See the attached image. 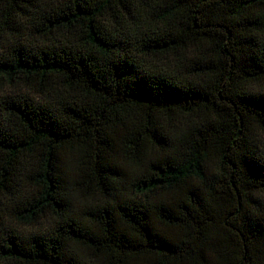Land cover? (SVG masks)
Segmentation results:
<instances>
[{"label": "trees", "instance_id": "1", "mask_svg": "<svg viewBox=\"0 0 264 264\" xmlns=\"http://www.w3.org/2000/svg\"><path fill=\"white\" fill-rule=\"evenodd\" d=\"M263 82L264 0H0V264H264Z\"/></svg>", "mask_w": 264, "mask_h": 264}, {"label": "rangeland", "instance_id": "2", "mask_svg": "<svg viewBox=\"0 0 264 264\" xmlns=\"http://www.w3.org/2000/svg\"><path fill=\"white\" fill-rule=\"evenodd\" d=\"M261 88H263L264 89V82L261 84ZM45 225V223H43V226ZM42 226V227H43ZM42 227H37L35 230H38L39 228H42ZM27 230H29L30 228H26ZM26 230V231H27Z\"/></svg>", "mask_w": 264, "mask_h": 264}]
</instances>
